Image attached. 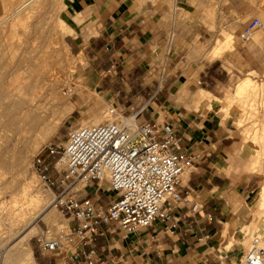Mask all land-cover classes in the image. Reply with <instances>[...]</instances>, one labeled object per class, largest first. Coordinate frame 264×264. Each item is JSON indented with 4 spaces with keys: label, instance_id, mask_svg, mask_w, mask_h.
<instances>
[{
    "label": "crops",
    "instance_id": "obj_1",
    "mask_svg": "<svg viewBox=\"0 0 264 264\" xmlns=\"http://www.w3.org/2000/svg\"><path fill=\"white\" fill-rule=\"evenodd\" d=\"M4 1L0 0V14ZM67 8L71 20L64 45L82 59L78 71L87 89L101 94L116 114L145 105L139 120L171 124L181 137V148L192 156L178 185L189 194L179 202L166 203L177 228L164 232L163 225L155 222L152 227L125 232L105 223L92 243L78 252L92 251L94 264L236 262L246 249L240 243V230L247 224V201L256 181L247 171L233 111L225 112V97L217 93L223 86L210 71L220 61L197 72L194 65L183 64L191 31L168 32L172 6L167 0H70ZM235 11L241 17L249 14L247 8ZM203 48L199 47V53ZM253 57L251 50L237 46L225 55V61L233 71L249 75L262 70ZM78 195L105 209L114 192L96 182ZM194 199L203 207L192 213L186 200ZM74 223L68 219L69 227ZM225 236L232 240L228 247ZM28 246L35 264H74L71 248L64 253L62 249L48 252L38 242Z\"/></svg>",
    "mask_w": 264,
    "mask_h": 264
},
{
    "label": "rangeland",
    "instance_id": "obj_2",
    "mask_svg": "<svg viewBox=\"0 0 264 264\" xmlns=\"http://www.w3.org/2000/svg\"><path fill=\"white\" fill-rule=\"evenodd\" d=\"M18 1L21 2V0H5L3 3V10L0 14V23L2 22L0 24V64H3V66L2 64L0 65V87L5 88L3 90L7 89L6 93H8V89H13L14 85L16 86L19 84L17 78L21 75V70L15 68L13 65L14 60L17 61L24 55L23 51L25 49L29 55L33 57L38 54L43 55V52H46L45 55L47 58H50L49 60L52 61L55 59L56 61L54 68L56 70L57 80H59L57 81V89L58 93H60V98L57 97L54 99V101L57 100L60 102L57 103V101H55L53 102L54 104L52 107H49L50 110L48 111L47 119L51 120L54 118L57 110L62 106V104H64V102H70L74 105L73 110L60 119L56 131L47 135L45 138H42L37 143L35 138H33L38 135L35 132L31 135V137H28L29 139L27 138L26 141H19V143L13 145L12 143H14L19 130L12 131L10 129H6L0 123V206L7 202L11 203L12 199L21 200L24 195L22 187H24L27 183L31 186L33 185V188L31 187V189L36 190L37 188V191H39V194L43 198L34 208L36 212L41 210L43 207H51L54 211L51 217L54 221L56 220V223L45 222L40 216L35 219L34 225L36 224L37 233L27 241V244L29 242V245L31 246L34 243H37L38 237L50 239L57 236L59 228L68 227V218L53 206V191L42 184L33 170V156L42 150L43 146L47 143L62 144L65 141L66 133L69 130L85 125L83 121L90 120L93 116L97 115V112L102 117L99 122L113 119L114 116H110L108 113V109L112 107L110 103H108L101 94L94 90L87 89L84 85L82 74L78 71L79 64H82L83 61L80 57L71 53L69 49L67 50L64 45V42L66 43L64 37L70 32L67 27L71 20V15L68 19L69 9L67 8L68 1L70 0H41L29 3V7L22 11L23 15L20 16L18 20L19 22L23 20V23L30 25L31 28L33 27L31 29L32 31L28 35L30 41L24 46L25 49H23V47L19 48L18 44L20 38L23 39V32L20 27H18L19 29L16 28V33L14 34L10 35L8 33H4V31L9 28L10 22L13 18L12 10H14L13 7H16L19 4ZM167 1L169 5L172 6L168 32L170 29H173L176 35H185L191 31V45L188 54L186 55L187 61L183 64L194 65L197 72V70L201 69L205 65H210L213 61H220V63L216 65L214 62L210 71L216 79L220 81L219 84L223 86L219 91H217V93H220L225 97L227 103L225 106V112L229 110L233 111L234 125L239 133V140L243 148V153L247 156L248 160L247 171L252 172L251 174L254 176L256 181L255 189L250 194V198L247 201V209L249 212L247 224L240 230V234L242 236L240 243L245 249L248 246L250 236L252 234L258 235L260 228L264 226V217H258L257 215L259 210L258 197L264 183V140H262L264 135V97L260 94L253 96L250 92L239 94L236 92V85L244 78H250L258 85H262L264 82V0ZM59 3L61 6H59V9L57 10V15L60 20L56 21L52 12L55 11V6ZM237 8L240 10L247 8L249 14L245 17H241L235 11ZM31 12L33 17L31 16L29 18L27 15L31 14ZM9 17H11V19ZM253 17H257L261 20L262 27L255 31L250 40L244 42L240 39L239 34L248 20ZM74 20L77 22L81 21L78 17H75ZM34 29L37 34L39 31L49 40V45L43 46L45 51H43L44 49L42 50L41 47H38V40L34 37L36 32L33 33ZM216 37L218 38L217 43L211 46L206 44V42L210 40L213 41ZM5 38L6 40H4ZM6 45L8 46L7 48ZM194 45L196 47H193ZM203 45L204 48L202 52L199 53L198 49ZM237 46H244L245 49L251 50L255 63L261 65L262 70L258 72L253 71L249 75L233 71L231 65L225 61V55L231 54ZM191 48L193 52H191ZM6 69H8V71ZM57 69L60 71L58 72ZM196 75V73H193V77ZM9 77H11V79ZM9 80L11 81L9 82ZM5 86L9 88H6ZM58 106L59 108H57ZM52 108L55 111H53ZM27 140H29L30 143H27ZM34 144H36V146H34ZM85 187L86 186L81 187L79 189V193ZM31 189L29 190L31 191ZM29 190H26L25 193H30ZM0 217V264H2V251L4 249L2 245H7V242L11 243L10 241L12 240L8 241L7 239L15 229L7 230L6 228H13V226L10 225L8 220L4 219L3 215ZM231 242L232 240L225 236V247L230 246ZM62 250L64 253L69 252V247L66 242L64 243ZM238 260L239 259H237V261Z\"/></svg>",
    "mask_w": 264,
    "mask_h": 264
},
{
    "label": "built area",
    "instance_id": "obj_3",
    "mask_svg": "<svg viewBox=\"0 0 264 264\" xmlns=\"http://www.w3.org/2000/svg\"><path fill=\"white\" fill-rule=\"evenodd\" d=\"M260 27L261 20L251 18L240 39L250 40ZM144 108L142 105L134 112L115 116L117 111L111 107L108 112L113 119L73 128L62 144L47 143L33 156L34 172L53 191V206L75 222L72 227L59 228L53 238L38 237L39 247L57 252L66 242L74 264H94L93 252L80 254L78 248L91 244L105 223L125 232L149 228L155 222L163 225L164 232L177 228L166 203L179 202L189 194L178 185L181 174L192 164V156L181 148V137L171 124L139 120ZM92 182L114 192L105 209L78 195L81 187ZM77 183L81 186L76 187ZM186 202L192 213L203 207L195 199ZM228 264H264L260 237L252 234L239 262Z\"/></svg>",
    "mask_w": 264,
    "mask_h": 264
},
{
    "label": "bare ground",
    "instance_id": "obj_4",
    "mask_svg": "<svg viewBox=\"0 0 264 264\" xmlns=\"http://www.w3.org/2000/svg\"><path fill=\"white\" fill-rule=\"evenodd\" d=\"M32 1H41V0H21V2L18 1L19 2V4L17 3L18 5L15 4L17 6L13 7L14 8V10H12L13 11V13H12L13 18L10 22L9 28L4 31V33H8L11 35V34L16 33V28L20 27L22 29V32H23L22 33L23 39L20 38V40H19V37H18L19 42H18V40H17V42L19 44V48L23 47V49H25L24 46L26 44H28L30 41V38L28 37V35L32 31L31 29L33 27L31 28L30 25L23 23L24 22L23 20L20 22L18 20H19L20 16L23 15L22 11L27 9V7H29V3H31ZM59 6H61L60 3L55 6L56 9L54 12H52L56 21L60 20V18L57 15V10L59 9ZM7 12H9V11H7ZM27 16L30 18L32 16V12H31V14H28ZM11 17H9V18L11 19ZM25 17H23V18H25ZM4 24H5V22H4ZM35 32H36V30L34 29L33 33H35ZM34 37L36 40H38L37 41L38 47H41L42 50L44 49L43 51H45V48H43V46H47L50 43L49 40L47 39V37H44L41 34V32H39V31H38V34L36 32ZM38 38H40V39H38ZM221 38H222V36H221ZM4 40H6V38ZM217 41H218V38L216 37V38H214V40L211 43H209V45L211 46V45L217 43ZM31 43H32V41H31ZM222 43H224V42H222ZM15 45H16V43H15ZM7 47L8 46L6 45V48ZM23 53H24V55L21 56V58H19L17 61L14 60V65H13V66H15V68L21 70V75L17 78V80L19 81V84H17L18 83L17 82L16 83L17 85L16 86L14 85L15 87L13 86V89L11 88L12 90L8 89L9 90L8 93H6L7 89L3 90L5 88L0 87V123L6 129H10L12 131H16V130L18 131L19 130V133L16 136L14 143H12L13 145L19 143V141H21V142L24 140L26 141V139L28 137H31V135L35 132L38 134V135L35 134L37 136L33 137V138H35L36 143L39 142L42 138H45L47 135L54 133L56 131L58 125H59L60 119L64 115H66L67 113L71 112L73 110V107H74V105L72 103L64 102V104H62V106L60 108H59V106L57 107L59 109L56 112V116L54 118H52L51 120L47 119L48 111L50 110V108L54 104L53 102L57 101V100L54 101V99L57 97L60 98V96H59L60 93H58V89H57V83H58L57 81H59V80H57V74H56V70L54 68L56 65V61L53 58H52L53 59L52 61L49 60L50 58H47L45 55L46 52H43L44 53L43 55L40 53L41 55L38 54L37 56H34V57L30 56L26 49L23 51ZM16 56H18V55H16ZM13 58H12V62H13ZM4 60H5V58H4ZM2 66H3V64H2ZM56 68H58V67H56ZM6 70L8 71V69H6ZM59 71L60 70H58V72ZM14 77H16V76H14ZM9 78L11 79V77H9ZM61 78H60V80H61ZM10 81L11 80H9V82ZM12 84H11V86H12ZM6 86H7V84H6ZM6 88H9V87H6ZM236 92L239 94H244L246 92H250L253 94V96L260 94V95H262V97H264V82L262 85H258L256 82H254L250 78L241 79L236 85ZM59 98H58V100H59ZM58 102H60V101H57V103ZM53 108H52V110L55 111ZM114 115L116 116L117 114L115 113ZM101 118H102L101 115L98 114V112H97V115L93 116L90 120H84L83 122L85 125L97 124V123H101V122H99L101 120ZM1 129H3V128H1ZM262 140H264V135L262 137ZM28 142H29V140H27V143ZM31 143L33 144L32 141H31ZM34 146H36V144H34ZM24 156H25V154H24ZM1 160H3V159H1ZM0 163H1V161H0ZM18 164H19V162H18ZM16 166H17V164H16ZM31 187L33 188V185L31 186L30 184L26 183L24 185V187H22L23 191H24V195H23V198L21 200L12 199L11 203L7 202V203L3 204L2 206H0V216L3 215L4 219L8 220L10 222V225L13 226V228H6V229L7 230L15 229L14 232L12 231L13 233L11 235H9V238L7 239L8 241L12 240V241H10L11 243H8L6 241L7 245H2L4 248L2 251V257H3L2 264L3 263H8V264H35L33 261L31 252H30V248L27 244L28 239L37 232V227L35 226L36 224L34 225L35 219L38 216H40L45 222H48V223H54L56 221V220L54 221L51 217L53 212H54L51 207L50 208L43 207L41 210L36 212V210L34 208L38 205V203L43 198L39 194V191H37V188H36V190H34V189H31ZM29 189H31V191ZM26 190L30 191V193H27L28 195L25 193ZM21 191H22V189H21ZM258 208H259V210L257 212L258 217L259 216L264 217V183L261 187L260 195L258 197ZM258 236L260 237L261 244L264 247V226L262 228H260V232H259ZM240 258H241V256H240ZM240 258H239V260H240ZM239 260L237 262H239Z\"/></svg>",
    "mask_w": 264,
    "mask_h": 264
}]
</instances>
